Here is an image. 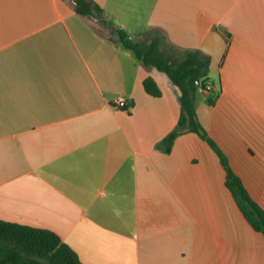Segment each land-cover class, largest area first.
Instances as JSON below:
<instances>
[{"label":"crops","instance_id":"1","mask_svg":"<svg viewBox=\"0 0 264 264\" xmlns=\"http://www.w3.org/2000/svg\"><path fill=\"white\" fill-rule=\"evenodd\" d=\"M92 1L133 40L210 57L198 120L264 210V0ZM98 24L73 0H0V220L56 233L82 264H264L209 144L157 148L177 87Z\"/></svg>","mask_w":264,"mask_h":264},{"label":"trees","instance_id":"2","mask_svg":"<svg viewBox=\"0 0 264 264\" xmlns=\"http://www.w3.org/2000/svg\"><path fill=\"white\" fill-rule=\"evenodd\" d=\"M78 14L92 17L111 30L121 46L130 51L145 67L164 73L178 89L179 117L175 126L157 144L168 152L174 139L193 132L205 140L219 158L225 170V185L250 226L264 235V210L250 197L238 175L217 144L198 120L195 93L210 81V57L197 49H182L163 44V36L150 30L144 39L133 40L121 27L104 17L103 9L92 0H73ZM198 81V83H197ZM146 93L159 96L160 89L152 77L143 80ZM213 103V98H209ZM0 264H82L75 251L54 232L0 220Z\"/></svg>","mask_w":264,"mask_h":264},{"label":"built area","instance_id":"3","mask_svg":"<svg viewBox=\"0 0 264 264\" xmlns=\"http://www.w3.org/2000/svg\"><path fill=\"white\" fill-rule=\"evenodd\" d=\"M213 88V84L210 82V81H207L204 85V90L206 91H210L212 90ZM114 105L118 108H124L126 107V98L124 95H117L115 98H114Z\"/></svg>","mask_w":264,"mask_h":264},{"label":"rangeland","instance_id":"4","mask_svg":"<svg viewBox=\"0 0 264 264\" xmlns=\"http://www.w3.org/2000/svg\"><path fill=\"white\" fill-rule=\"evenodd\" d=\"M97 26H98V28L100 29V31H101L102 33H104V34H106V33L109 31L108 28L104 27V26L101 25V24H98ZM213 96H214V95H213Z\"/></svg>","mask_w":264,"mask_h":264},{"label":"water","instance_id":"5","mask_svg":"<svg viewBox=\"0 0 264 264\" xmlns=\"http://www.w3.org/2000/svg\"><path fill=\"white\" fill-rule=\"evenodd\" d=\"M197 83H198V81H197Z\"/></svg>","mask_w":264,"mask_h":264}]
</instances>
